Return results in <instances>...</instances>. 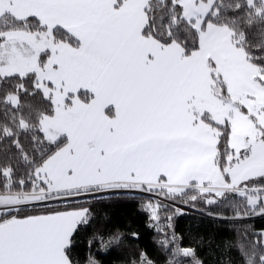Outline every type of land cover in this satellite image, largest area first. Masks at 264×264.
I'll list each match as a JSON object with an SVG mask.
<instances>
[{"label": "snow or ice", "instance_id": "6c2138e0", "mask_svg": "<svg viewBox=\"0 0 264 264\" xmlns=\"http://www.w3.org/2000/svg\"><path fill=\"white\" fill-rule=\"evenodd\" d=\"M162 200L264 216V0H0V264H101L140 236L118 202L165 264H207ZM236 233L228 264H264V229Z\"/></svg>", "mask_w": 264, "mask_h": 264}, {"label": "trees", "instance_id": "16d2710c", "mask_svg": "<svg viewBox=\"0 0 264 264\" xmlns=\"http://www.w3.org/2000/svg\"><path fill=\"white\" fill-rule=\"evenodd\" d=\"M161 208L160 227L169 235L175 231L177 236H182L183 247H194L207 264H215L219 258L222 264H228L230 259L239 262V254L235 247L229 249L228 244H235L238 236L236 228H250L253 231L264 229V216H252L240 224L233 226L223 222L216 221L207 214H200L182 203L163 204ZM171 216V227L168 226L169 221L166 217ZM131 225L132 229L140 233L137 241L131 243L125 242L119 248H115L107 254H100L96 258L101 264H125L133 255H138L140 251H145L148 256L156 262V264H165L167 255L163 249L159 248L156 241L163 239V233H157L156 228H149L148 214L139 210L137 202H118L112 207V221L109 228L115 226L124 228ZM201 238L205 242H212V249H209L207 243L200 244ZM242 238V236L240 237ZM87 235L82 234L77 252L81 259L87 254ZM216 249L217 251H213ZM92 252H96V247L92 248Z\"/></svg>", "mask_w": 264, "mask_h": 264}, {"label": "rangeland", "instance_id": "374dc122", "mask_svg": "<svg viewBox=\"0 0 264 264\" xmlns=\"http://www.w3.org/2000/svg\"><path fill=\"white\" fill-rule=\"evenodd\" d=\"M161 203H162V204H169V205L172 204L170 201H165V200H162Z\"/></svg>", "mask_w": 264, "mask_h": 264}]
</instances>
